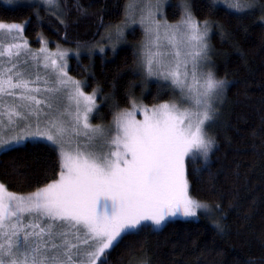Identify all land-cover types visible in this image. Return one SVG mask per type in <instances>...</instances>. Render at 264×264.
Returning <instances> with one entry per match:
<instances>
[{
    "label": "snow or ice",
    "instance_id": "snow-or-ice-1",
    "mask_svg": "<svg viewBox=\"0 0 264 264\" xmlns=\"http://www.w3.org/2000/svg\"><path fill=\"white\" fill-rule=\"evenodd\" d=\"M42 3L65 22L67 4ZM217 5L236 13L259 9L264 21L258 0H210L209 9ZM74 6L86 14L78 0ZM162 7L163 0H127L123 24L106 31L119 42L124 26L139 19L140 66L164 82L170 98L149 107L130 97L131 108L113 112L107 127L90 122L97 92H85L86 84L69 76L68 50L51 51L40 39L34 52L22 24L0 21V151L43 145L57 164L53 178L27 193L0 183V264H106L125 236L169 218L221 211L192 194L188 173L197 158L207 164L216 146L208 128L228 83L211 66V21L196 19L185 0L181 19L170 24L158 19ZM220 218L213 223L222 232Z\"/></svg>",
    "mask_w": 264,
    "mask_h": 264
},
{
    "label": "trees",
    "instance_id": "trees-1",
    "mask_svg": "<svg viewBox=\"0 0 264 264\" xmlns=\"http://www.w3.org/2000/svg\"><path fill=\"white\" fill-rule=\"evenodd\" d=\"M78 2L86 14L77 11L76 0H59L69 6L61 24L43 4L27 2L38 6L33 8L0 0V21L24 24V37L34 49L41 47L40 39L51 48L90 49L70 59L69 73L86 84L85 92L96 89L95 124L109 125L113 112L131 108L130 97L146 105L169 99L164 82L145 76L140 66L144 30L137 21L124 26L119 42L106 39L108 25L123 24L127 0ZM184 2L163 0V17L169 23L180 20ZM186 2L196 19L211 21V66L228 81L218 119L208 128L216 146L207 164L199 158L188 164L192 194L210 206L219 204L221 211L125 236L106 264H135L141 257L146 264H264V21L259 9L236 13L223 5L210 10V0ZM56 170L55 152L43 145L0 153V182L17 193L34 190ZM213 218H220L222 232Z\"/></svg>",
    "mask_w": 264,
    "mask_h": 264
},
{
    "label": "rangeland",
    "instance_id": "rangeland-1",
    "mask_svg": "<svg viewBox=\"0 0 264 264\" xmlns=\"http://www.w3.org/2000/svg\"><path fill=\"white\" fill-rule=\"evenodd\" d=\"M27 2H29V3H34V2H37V3H40V4H43L42 3V0H27ZM6 3L7 4H11V5H15V4H18V3H23V0H12V2L11 3H9L8 2V0H6ZM58 3H59V0H58ZM163 10V9H162ZM158 19H161V20H166V18L165 17H158ZM139 24H140V22H139V19L137 18V20H136ZM135 21V22H136ZM167 21V20H166ZM179 21V20H178ZM177 21V22H178ZM134 22V23H135ZM168 22V21H167ZM169 23V22H168ZM174 23H176V22H174ZM19 24H21V23H19ZM170 24H172V23H170ZM23 26H24V24H22ZM141 25V24H140ZM141 27L143 28V26L141 25ZM23 29H24V27H23ZM144 30V29H143ZM210 33H211V31L209 30V40H208V44H209V48H210ZM145 35V34H144ZM23 37H24V32H23ZM25 38V37H24ZM106 39H107V37H106ZM108 40V39H107ZM144 40V39H143ZM43 41L45 42V46L49 49V50H51V51H55V50H57V48L59 47L60 49H65V50H68V59H67V71H68V74H69V76H71L70 75V73H69V65H70V59L72 58V57H75V58H78L79 56H81L82 54H84V53H87L88 52V50L90 51V49L88 48V47H67V46H58V47H54V48H51L50 46H49V44H48V42L46 41V40H44L43 39ZM28 42V41H27ZM29 44V43H28ZM29 47L31 48V50L32 51H38L40 48H37V49H34V48H32L30 45H29ZM40 71H41V74H43V69H40ZM72 77V76H71ZM74 78V77H73ZM152 78H156V77H152ZM76 79V78H75ZM157 79V78H156ZM78 80V79H77ZM224 98V97H223ZM223 100V99H222ZM221 102L222 101H220L219 103H218V106L221 104ZM96 103H97V100H96ZM139 104H143V103H139ZM97 105H98V103H97ZM144 105H146V104H144ZM147 106H149V107H151L152 105H147ZM130 109V108H129ZM93 115H94V113H93ZM93 115H92V117H93ZM92 117L90 118V122L93 124V125H96L93 121H92ZM136 118L137 119H142L143 117H142V115L139 113V112H137L136 113ZM101 125V124H100ZM102 126H104V125H102ZM108 125H106L105 127H107ZM1 152H3V151H0V153ZM210 155H211V153L209 154V157H210ZM1 183V182H0ZM200 216H208V217H212L213 216V213H211V215H200ZM200 216H199V218H200ZM176 218H181V217H179V216H177V217H174V218H169L167 221H165L159 228H161L166 222H168L169 220H172V219H176ZM181 219H185V218H181ZM154 229H159V228H156V227H153Z\"/></svg>",
    "mask_w": 264,
    "mask_h": 264
}]
</instances>
